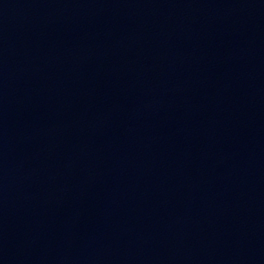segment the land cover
Instances as JSON below:
<instances>
[{"label":"water","instance_id":"1","mask_svg":"<svg viewBox=\"0 0 264 264\" xmlns=\"http://www.w3.org/2000/svg\"><path fill=\"white\" fill-rule=\"evenodd\" d=\"M233 0H0V264H56L182 95Z\"/></svg>","mask_w":264,"mask_h":264}]
</instances>
